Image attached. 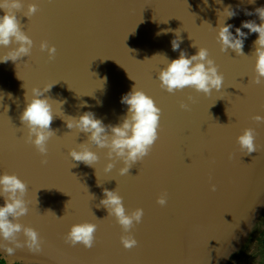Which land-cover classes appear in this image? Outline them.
Masks as SVG:
<instances>
[{
	"label": "water",
	"instance_id": "obj_1",
	"mask_svg": "<svg viewBox=\"0 0 264 264\" xmlns=\"http://www.w3.org/2000/svg\"><path fill=\"white\" fill-rule=\"evenodd\" d=\"M21 4L12 12L32 45L16 62H0V175H17L27 185L22 197L17 193L27 213L9 219L35 229L43 250L31 252L21 231L9 240L0 236V258L9 264H264V119H256L264 118V77L256 82L254 55L259 34L242 28L248 34L242 54L225 50L219 39L224 25H232L235 36L245 21L264 23L255 12L264 0ZM30 5L37 11L28 15ZM229 5L236 12L231 18L225 12ZM174 39L180 43L175 51ZM44 42L55 46L54 59L41 50ZM19 46L14 39L0 45V58ZM201 48L224 76L221 89L205 94L192 87L174 93L161 88L159 74L167 64L181 52L191 57ZM48 85L53 86L44 95L52 104L54 135L47 153H40L20 118L32 90ZM134 87L162 110L160 127L150 153L122 175V158L109 156L108 148L68 128L67 121L92 112L106 126L120 124L128 112L122 97ZM248 128L256 137L251 154L238 142ZM81 145L99 157L93 165L70 156ZM109 164L113 167L106 171ZM105 189L122 197L128 215L142 208V221L125 232L101 203ZM165 193L167 203L161 206L157 200ZM4 203L0 195V206ZM85 222L97 226L93 247L65 243L71 227ZM122 236L135 238L137 245L126 249Z\"/></svg>",
	"mask_w": 264,
	"mask_h": 264
},
{
	"label": "clouds",
	"instance_id": "obj_2",
	"mask_svg": "<svg viewBox=\"0 0 264 264\" xmlns=\"http://www.w3.org/2000/svg\"><path fill=\"white\" fill-rule=\"evenodd\" d=\"M207 4V0H204ZM254 4L255 0H249ZM22 7L21 0H0V9L5 10V14L0 16V45L7 46L13 39L20 45L18 49L9 52L6 56L0 58V62L7 63L9 60L16 62L21 56L30 52L32 40L21 30L17 16L12 9H20ZM37 11L35 5H30L28 15ZM225 12L229 18L236 15L229 5L225 8ZM261 21H264V7L255 9ZM252 15L251 12H246ZM232 25H224L219 30V39L224 49L232 48L238 53L243 52L244 39L248 34L242 31V28L249 29L250 33H258V39L254 41L257 83L259 77H264V23L257 24L255 21H245L240 28H236V35L230 31ZM170 31V30H168ZM161 33H157L160 35ZM172 49H179L178 40H173ZM41 50H47L49 59L55 58V46L49 47L47 42L41 44ZM130 79H132L129 76ZM160 86L169 93L177 90H183L186 87H192L197 92L211 94L213 89L219 91L224 82V76L218 72L217 67L211 59H208V51L201 48L196 55L188 57L184 52L180 53L178 59L171 60L167 67L159 74ZM53 85H48L43 91L33 89V98L25 108L21 121L26 123L30 129V142L36 146L40 153H47V142L54 135L51 130L53 121V108L49 98L44 93L50 91ZM192 98L190 97L189 100ZM122 104L128 106L127 115L124 116L122 122L118 125H105L102 120L96 119L92 112H85L78 119L72 118L67 121L68 128H78L81 132L88 133L89 141L99 148H108L109 156L113 153L123 159L126 165L121 169V174L128 172L129 167L137 160L146 157L156 141L158 140V129L160 127V119L162 110L156 105L154 99L147 95L143 90L136 87L132 91L122 97ZM83 106V105H82ZM182 109H188L187 103H181ZM257 120L264 119L256 117ZM35 139H31L32 136ZM254 130L245 129L242 135L238 137L241 150L246 149L248 154L257 150ZM81 150L73 149L70 156L73 160L83 162L86 165H93L99 157L97 154L89 150L85 145H81ZM231 158V157H230ZM47 159L41 161L47 164ZM113 167L109 164L106 171ZM27 190V185L17 175H9L7 173L0 175V195L4 196L5 203L0 206V236L9 240L14 238L16 233L23 232L26 244L33 253L42 252L41 238L39 233L33 228H24L19 223H13L9 217H20L27 213L25 201L17 197L20 193L21 197ZM215 191V186L213 187ZM105 196L101 203L105 205L110 215L117 218V222L121 225L125 232L133 227V223H140L144 215L142 208H137L131 215L126 213L123 205L122 197L114 191L105 189ZM157 203L161 206L167 203V194L161 195ZM260 223H264V219ZM96 225L92 223L75 224L65 236V243L75 246L82 243L86 248L91 249L94 245ZM121 243L126 249H131L137 245L135 238L122 236ZM3 249L12 255L14 248L7 245L2 246ZM17 247H21L17 242Z\"/></svg>",
	"mask_w": 264,
	"mask_h": 264
},
{
	"label": "trees",
	"instance_id": "obj_3",
	"mask_svg": "<svg viewBox=\"0 0 264 264\" xmlns=\"http://www.w3.org/2000/svg\"><path fill=\"white\" fill-rule=\"evenodd\" d=\"M261 241L263 243V248H264V228L262 229V232H261ZM0 264H9V263H7V261L4 258H0ZM12 264H21V263L15 262Z\"/></svg>",
	"mask_w": 264,
	"mask_h": 264
}]
</instances>
